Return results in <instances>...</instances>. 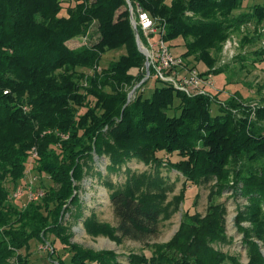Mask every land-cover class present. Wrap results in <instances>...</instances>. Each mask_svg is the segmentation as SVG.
Masks as SVG:
<instances>
[{
    "label": "trees",
    "instance_id": "16d2710c",
    "mask_svg": "<svg viewBox=\"0 0 264 264\" xmlns=\"http://www.w3.org/2000/svg\"><path fill=\"white\" fill-rule=\"evenodd\" d=\"M74 1L65 8L62 0H0V264H37L32 240L47 247V264H125L113 251L71 241L66 215L76 209L82 217L75 190L88 176L110 187L116 224L103 225L92 212L84 218L86 232L152 249L150 256L132 253L128 264H242L215 247L226 237L222 204L212 203L204 216L186 214L167 243L149 242L168 217V180L127 164L169 166L193 184L216 179L213 194L241 190L253 223L245 232L264 240V99L256 105L240 95L223 98L221 91L190 96L158 78L160 84L145 95L151 77L144 80L146 56L137 45L129 2L151 14L171 49L185 46L176 54L187 66L206 65L204 76L224 72L227 65L218 61L225 43L249 23H263L264 3L237 13L244 0ZM259 36L244 35L241 47ZM77 37L92 41L72 48ZM119 50L125 52L102 67L105 54ZM257 54L264 60L262 47ZM161 152L181 160L164 162ZM102 158L109 160L106 174L97 169ZM30 169L53 184H42L40 200L22 203L13 193L26 184ZM123 169L125 181L114 182L111 174ZM248 242V264H264L258 243Z\"/></svg>",
    "mask_w": 264,
    "mask_h": 264
},
{
    "label": "rangeland",
    "instance_id": "374dc122",
    "mask_svg": "<svg viewBox=\"0 0 264 264\" xmlns=\"http://www.w3.org/2000/svg\"><path fill=\"white\" fill-rule=\"evenodd\" d=\"M62 2L65 8L75 3L74 0H62ZM256 3L263 4L264 0H244L243 7L236 12H246ZM263 26L264 21L261 25L249 23L248 26L243 27L242 32L235 33L234 36L236 41L234 43H237L229 48V51L234 53L233 56L229 51L227 52L224 46V51L222 57L218 61V65L227 66L223 73L212 75V79L215 83L214 91H221L222 94H224L223 98L224 96L240 95L246 102L248 101L247 103L256 105H261L263 103L264 60L259 61L258 59L260 57L257 54L262 47L264 38ZM259 33V38L254 42L245 45L244 48L241 47V39L244 35L249 34L250 36H254L259 35ZM97 38L98 36L95 35L93 40ZM91 41L92 40L84 37H77L72 39L69 45L72 48H76L85 42ZM180 41L182 43L184 42L182 39H180ZM184 50L185 46L182 44L181 46L172 47V52L175 54L182 53ZM124 52L125 50H119L105 54L102 67H106L111 60L117 59L119 55ZM191 64L195 63L191 62ZM195 66L201 72L207 69L206 65L203 63H197ZM87 71L90 72V70ZM159 84V82L151 78L144 86V94L147 96L150 95L155 86ZM138 86L139 85H137V87ZM130 93L134 94V89ZM90 102L94 104V99L91 98ZM84 111L85 109H82V112ZM217 111L218 106L215 104L213 105V112L216 113ZM253 117H255V115ZM160 155L164 159V162L168 160L172 162L181 160V157L177 153L168 155L165 152H161ZM96 159H98V157ZM107 163H109V160L106 158L100 159L97 163V169L101 170L103 174H106ZM127 166L138 172H151L152 174L155 172V175L160 173L164 179L168 180L166 200V203L169 204L168 210L166 211L168 217L163 221L161 234L158 237L152 238L149 242L160 244L167 243L178 231L183 217H185L186 214H202L204 216L207 214L209 206L215 203L217 205L222 204L226 210L224 227V235L226 237L225 240L215 244V247L223 250L227 254L236 256L242 264H248L250 261L248 239H252L258 243L260 252L264 256V240H260L254 236L249 237L245 232L253 228V223L249 213L247 214L250 201L240 192L241 190L237 192L234 188L228 187L225 188L221 194H213L212 190L213 187L216 186V179L206 183L193 184L191 182L188 183L183 174L169 166L154 168L152 165H146L137 160L130 161ZM124 169L120 173H112L111 179L116 183H123L126 178V171H124ZM43 179L44 181L41 183ZM27 181L33 182L32 186L35 190H42L41 186L44 182L48 185L53 184L48 175L45 174L41 177L33 169L29 171ZM80 184L82 188L79 190L76 189L75 191H78L83 202V215L80 218L75 215L77 212L76 209L73 210V214L70 218L69 214L66 215L69 225L71 224V231H73L71 241L94 251H113L118 255L119 261L125 264H128L129 256L132 253H145L150 256L152 249L143 246L140 242L133 240L117 242L112 237L103 233L95 236L86 232L83 224L84 218L89 216L92 212H94L97 221L103 225L113 226L116 224V221L109 197L110 187L104 182H101L98 176H95L93 179L88 176ZM230 184L234 185V181H231ZM23 186L25 187V184ZM20 201L22 203L27 202L26 194ZM240 213H242V216ZM50 240H56V248L62 251L63 245L54 235L50 236ZM30 243L32 244V258L38 261L37 264H47V247L35 240H32ZM22 252L26 253L25 250H22ZM67 257H69V255ZM40 258H42V260H40Z\"/></svg>",
    "mask_w": 264,
    "mask_h": 264
},
{
    "label": "built area",
    "instance_id": "2783aa9c",
    "mask_svg": "<svg viewBox=\"0 0 264 264\" xmlns=\"http://www.w3.org/2000/svg\"><path fill=\"white\" fill-rule=\"evenodd\" d=\"M130 12L136 38L139 39L141 51L146 56L144 80L150 77L158 78L190 96L209 94L215 90L212 75H202L198 69L187 66L182 55L172 52L168 43L160 36V28L157 26L156 20L148 11L141 7L134 10L130 5ZM141 34L145 36V41L142 40ZM235 41L236 39H229L225 43L227 52L232 45L237 43H234ZM262 48L264 49V38ZM233 54L231 53L232 56ZM33 156H36V153ZM32 183V181H27L25 187L22 185L17 187L13 193L14 198L22 199L26 194L27 202L40 200L45 192L44 190H35Z\"/></svg>",
    "mask_w": 264,
    "mask_h": 264
},
{
    "label": "water",
    "instance_id": "95a60500",
    "mask_svg": "<svg viewBox=\"0 0 264 264\" xmlns=\"http://www.w3.org/2000/svg\"><path fill=\"white\" fill-rule=\"evenodd\" d=\"M129 4L131 5V3H130V2H129ZM131 6H132V5H131ZM136 41H137V45H138L139 49H140V50H142V49H141V45H140V41H139V39H138V38H136ZM134 90H135V89H134ZM129 96L131 97V96H132V94H130Z\"/></svg>",
    "mask_w": 264,
    "mask_h": 264
}]
</instances>
